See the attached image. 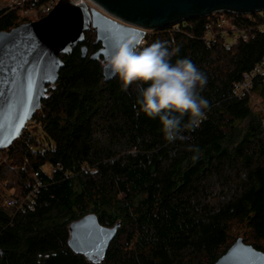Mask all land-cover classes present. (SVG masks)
Instances as JSON below:
<instances>
[{"label":"trees","instance_id":"1","mask_svg":"<svg viewBox=\"0 0 264 264\" xmlns=\"http://www.w3.org/2000/svg\"><path fill=\"white\" fill-rule=\"evenodd\" d=\"M219 14L145 33L143 46L178 47L174 59H190L207 77V119L183 141L167 142L158 120L136 115V84L125 91L115 76L103 80L102 57L88 56L99 47L92 30L84 31L85 57L80 43L61 54L57 80L35 111L44 152L36 140L29 147L16 139L0 162V182L12 174L4 183L16 187L11 197L42 182L33 208L14 214L0 194V264H213L234 239L232 223L264 251V81L250 90L262 109L249 93L231 95L232 82L263 53L264 32L229 49L220 40L206 44L204 25ZM23 20L16 9H0V30ZM57 162L44 175L41 166ZM86 212L105 226L119 224L98 262L66 241L68 224Z\"/></svg>","mask_w":264,"mask_h":264},{"label":"water","instance_id":"2","mask_svg":"<svg viewBox=\"0 0 264 264\" xmlns=\"http://www.w3.org/2000/svg\"><path fill=\"white\" fill-rule=\"evenodd\" d=\"M99 9L57 0L45 15L0 30V148L20 134L25 122L40 108L47 84L57 80L61 54L79 44L88 54L84 31L92 30L99 47L88 56L104 57L128 40L140 43L147 30L215 11L239 13L264 9V0H92ZM103 80L114 77L102 65ZM118 223L105 226L86 212L68 224L67 244L75 253L98 262L114 238ZM213 264H264V251L237 236Z\"/></svg>","mask_w":264,"mask_h":264},{"label":"clouds","instance_id":"3","mask_svg":"<svg viewBox=\"0 0 264 264\" xmlns=\"http://www.w3.org/2000/svg\"><path fill=\"white\" fill-rule=\"evenodd\" d=\"M179 48L156 41L143 46L128 40L107 54L102 64L119 80L123 90L137 85L136 115L158 120L169 143L186 139L207 119L210 102L201 93L206 75L188 58H176Z\"/></svg>","mask_w":264,"mask_h":264},{"label":"built area","instance_id":"4","mask_svg":"<svg viewBox=\"0 0 264 264\" xmlns=\"http://www.w3.org/2000/svg\"><path fill=\"white\" fill-rule=\"evenodd\" d=\"M57 0H0V9L5 11L12 9H19L23 16L40 17L45 15L56 3ZM72 4L83 3L87 8L99 9L92 0H68ZM220 13L214 20L208 21L204 25L203 34L201 36L204 43L209 44L220 40L221 46L229 49L238 41H247L254 32H264V9L254 10L252 12L239 13L234 11H215ZM174 29L178 26L173 25ZM264 81V51L260 55L259 60L249 69L242 71L241 77L237 81L232 82L231 95L237 98L243 97L250 93L252 84L255 80ZM263 123V122H262ZM44 131V122L37 114H33L24 124L17 139L19 143L29 145L30 140H36L38 148L41 153L44 152V145L40 141ZM30 147V145H29ZM9 146L0 148V162L8 160L10 150ZM59 169V164L45 163L41 166L44 175L51 177L55 171ZM66 175V173H65ZM42 185L40 179L36 178L35 182L22 197L17 199L15 197L6 196L3 200L5 206L9 209L11 214L20 211L24 206L33 208L34 197L39 186Z\"/></svg>","mask_w":264,"mask_h":264},{"label":"rangeland","instance_id":"5","mask_svg":"<svg viewBox=\"0 0 264 264\" xmlns=\"http://www.w3.org/2000/svg\"><path fill=\"white\" fill-rule=\"evenodd\" d=\"M16 12H18L19 14V17L24 19L22 22H24L25 20L26 21H29V20H34L36 19L37 17H33V16H23L22 14V11L19 10V9H16ZM174 24L168 26L170 27L171 29H174L173 27ZM150 30H147V32H149ZM144 42V39L142 40ZM249 95H251V98H252V104L255 105L256 107H259L260 109L261 106H260V101L257 97H255L254 95L251 94V91L249 93ZM262 122H263V127H264V116L262 118ZM11 168H15L14 166H11ZM12 177V174L11 172L8 171V174L5 175V178L6 179H11ZM3 180L2 182H0V194L3 195L4 197L6 196H9L11 193H17V190H16V187H7L6 184H4L5 182H7V180ZM230 233L232 235V238H233V235H234V239L236 238V236H241L243 238V229L241 227H238L236 226L235 224L232 223V226H231V230H230ZM232 239V241L234 240Z\"/></svg>","mask_w":264,"mask_h":264}]
</instances>
